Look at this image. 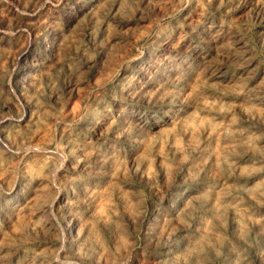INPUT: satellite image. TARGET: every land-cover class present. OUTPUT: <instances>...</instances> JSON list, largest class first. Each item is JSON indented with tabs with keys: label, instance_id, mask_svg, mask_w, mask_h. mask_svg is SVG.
I'll return each instance as SVG.
<instances>
[{
	"label": "rangeland",
	"instance_id": "1",
	"mask_svg": "<svg viewBox=\"0 0 264 264\" xmlns=\"http://www.w3.org/2000/svg\"><path fill=\"white\" fill-rule=\"evenodd\" d=\"M0 264H264V0H0Z\"/></svg>",
	"mask_w": 264,
	"mask_h": 264
},
{
	"label": "bare ground",
	"instance_id": "2",
	"mask_svg": "<svg viewBox=\"0 0 264 264\" xmlns=\"http://www.w3.org/2000/svg\"><path fill=\"white\" fill-rule=\"evenodd\" d=\"M95 121V120H94Z\"/></svg>",
	"mask_w": 264,
	"mask_h": 264
}]
</instances>
